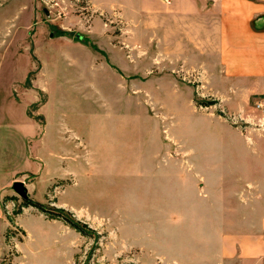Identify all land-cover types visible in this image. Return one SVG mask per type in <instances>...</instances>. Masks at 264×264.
Instances as JSON below:
<instances>
[{
  "label": "rangeland",
  "instance_id": "374dc122",
  "mask_svg": "<svg viewBox=\"0 0 264 264\" xmlns=\"http://www.w3.org/2000/svg\"><path fill=\"white\" fill-rule=\"evenodd\" d=\"M156 10L0 0L4 264H241L205 240L195 169L214 101Z\"/></svg>",
  "mask_w": 264,
  "mask_h": 264
},
{
  "label": "crops",
  "instance_id": "0c3cea01",
  "mask_svg": "<svg viewBox=\"0 0 264 264\" xmlns=\"http://www.w3.org/2000/svg\"><path fill=\"white\" fill-rule=\"evenodd\" d=\"M156 5L158 28L171 32L173 46L181 41L186 47L188 62L199 65L205 94L214 101L204 121L202 172L195 169L202 180L204 222L215 226L205 240L215 241L221 259L264 264V111L254 105L264 101V0ZM218 106L236 122L216 114ZM2 126L1 119L0 133ZM3 189L1 181L0 264Z\"/></svg>",
  "mask_w": 264,
  "mask_h": 264
},
{
  "label": "water",
  "instance_id": "95a60500",
  "mask_svg": "<svg viewBox=\"0 0 264 264\" xmlns=\"http://www.w3.org/2000/svg\"><path fill=\"white\" fill-rule=\"evenodd\" d=\"M13 188L24 197H27V189L22 181H15L13 184Z\"/></svg>",
  "mask_w": 264,
  "mask_h": 264
},
{
  "label": "built area",
  "instance_id": "2783aa9c",
  "mask_svg": "<svg viewBox=\"0 0 264 264\" xmlns=\"http://www.w3.org/2000/svg\"><path fill=\"white\" fill-rule=\"evenodd\" d=\"M255 107L264 111V101L263 100H257L255 103H254Z\"/></svg>",
  "mask_w": 264,
  "mask_h": 264
}]
</instances>
